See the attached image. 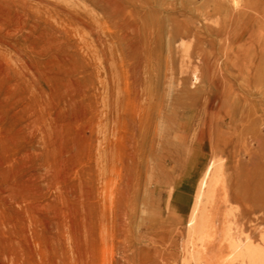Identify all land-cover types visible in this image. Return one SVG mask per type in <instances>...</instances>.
Returning <instances> with one entry per match:
<instances>
[{
  "label": "rangeland",
  "instance_id": "1",
  "mask_svg": "<svg viewBox=\"0 0 264 264\" xmlns=\"http://www.w3.org/2000/svg\"><path fill=\"white\" fill-rule=\"evenodd\" d=\"M169 2L144 6L166 18ZM236 2L252 22L215 16L221 31L182 57L130 49L93 0H0V264H173L151 253L148 226L193 154L203 169L222 159L235 226L264 230V0Z\"/></svg>",
  "mask_w": 264,
  "mask_h": 264
},
{
  "label": "bare ground",
  "instance_id": "2",
  "mask_svg": "<svg viewBox=\"0 0 264 264\" xmlns=\"http://www.w3.org/2000/svg\"><path fill=\"white\" fill-rule=\"evenodd\" d=\"M146 1L93 0V3L121 25L120 29L129 36L127 44L130 49L145 53L175 48L182 57H187L193 44L192 38H211L209 36L221 31L222 27L216 30L211 23L215 16L227 17L233 23L241 20L249 24L252 22L247 8L239 10L236 0H201L198 5L189 3L179 6L177 0H170L164 9L166 18L156 8L153 12L148 11L144 6ZM223 27V31L227 32L228 26ZM202 79V74L195 70L192 72V81ZM210 127V124L203 122L197 144L204 143ZM198 158L197 154L189 158V161L194 160L189 166L183 167L179 178L175 179L172 174H167L173 184V188L168 191V215L162 217L157 213L148 226L151 253L154 256L170 257L173 264H264V230L257 237L249 235L243 228L235 226L230 208L224 210L229 201L222 159L212 158L203 169ZM194 163H200L201 166L197 172L200 176L194 189V200L190 204L189 193L192 187L186 181L190 179L189 167ZM146 177L147 184L155 186L157 179L153 171L149 169ZM142 204L141 212L146 213V203L143 201ZM100 208L98 206L96 217L101 223L103 214ZM188 211L186 239L181 255H177L172 250L171 241ZM105 220L108 223V216ZM256 220L261 221L263 218L256 217ZM167 240L170 241L169 244L160 248L158 243ZM138 242L141 243V239ZM150 262L157 264L153 259Z\"/></svg>",
  "mask_w": 264,
  "mask_h": 264
}]
</instances>
